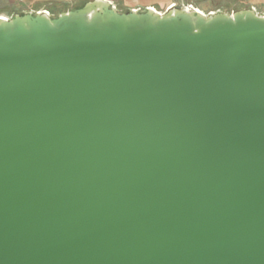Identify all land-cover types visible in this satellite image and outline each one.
I'll return each mask as SVG.
<instances>
[{
    "label": "water",
    "instance_id": "water-1",
    "mask_svg": "<svg viewBox=\"0 0 264 264\" xmlns=\"http://www.w3.org/2000/svg\"><path fill=\"white\" fill-rule=\"evenodd\" d=\"M0 264H264V16L0 19Z\"/></svg>",
    "mask_w": 264,
    "mask_h": 264
},
{
    "label": "rangeland",
    "instance_id": "rangeland-1",
    "mask_svg": "<svg viewBox=\"0 0 264 264\" xmlns=\"http://www.w3.org/2000/svg\"><path fill=\"white\" fill-rule=\"evenodd\" d=\"M94 0H0V17L12 19L20 14H38L47 12L49 17L74 10ZM119 12L131 10L146 11L152 7L158 12L166 13L175 4V8L194 7L204 14L236 12L240 7H254L260 16H264V0H108ZM46 14V13H45Z\"/></svg>",
    "mask_w": 264,
    "mask_h": 264
},
{
    "label": "trees",
    "instance_id": "trees-1",
    "mask_svg": "<svg viewBox=\"0 0 264 264\" xmlns=\"http://www.w3.org/2000/svg\"><path fill=\"white\" fill-rule=\"evenodd\" d=\"M84 5L80 6V7H77L75 9H78V8H82ZM246 7H240V8H237L236 10H233V11H239V10H242V9H245ZM74 9V10H75ZM247 9H251V7H247Z\"/></svg>",
    "mask_w": 264,
    "mask_h": 264
},
{
    "label": "built area",
    "instance_id": "built-area-1",
    "mask_svg": "<svg viewBox=\"0 0 264 264\" xmlns=\"http://www.w3.org/2000/svg\"><path fill=\"white\" fill-rule=\"evenodd\" d=\"M173 7H175V4L173 5V6H171V7H169L168 9H170V8H173ZM252 9H254L255 11H256V9L254 8V7H252ZM257 12V11H256ZM39 14L40 13H42V12H38ZM44 13H46V14H48L47 12H44ZM49 15V14H48Z\"/></svg>",
    "mask_w": 264,
    "mask_h": 264
},
{
    "label": "bare ground",
    "instance_id": "bare-ground-1",
    "mask_svg": "<svg viewBox=\"0 0 264 264\" xmlns=\"http://www.w3.org/2000/svg\"><path fill=\"white\" fill-rule=\"evenodd\" d=\"M0 19H6L5 17H0Z\"/></svg>",
    "mask_w": 264,
    "mask_h": 264
}]
</instances>
